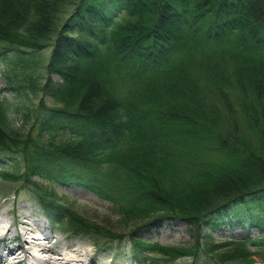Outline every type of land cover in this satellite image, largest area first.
<instances>
[{"label": "trees", "instance_id": "trees-1", "mask_svg": "<svg viewBox=\"0 0 264 264\" xmlns=\"http://www.w3.org/2000/svg\"><path fill=\"white\" fill-rule=\"evenodd\" d=\"M0 42L1 181L74 184L125 221L180 218L197 233L183 249L132 237L138 253L264 255V0H0ZM29 191L51 222L67 211L89 231ZM224 226L244 236L213 243Z\"/></svg>", "mask_w": 264, "mask_h": 264}, {"label": "rangeland", "instance_id": "rangeland-1", "mask_svg": "<svg viewBox=\"0 0 264 264\" xmlns=\"http://www.w3.org/2000/svg\"><path fill=\"white\" fill-rule=\"evenodd\" d=\"M3 47L4 44L0 42V49ZM48 51L50 47L38 52L37 55L45 59ZM39 67L41 68V65ZM2 86L4 82L0 69V88ZM7 96L17 103V106L21 104L11 94ZM44 99L46 103L53 104L49 97ZM17 106L13 109H19ZM25 117L24 113L16 112L13 126H20ZM109 173L112 176V172ZM109 179L111 180L110 175ZM32 184H36L39 189H44L50 194L53 193L52 198L63 207L61 209L66 211L68 208L72 217L75 215L76 218L79 217L89 225V231L75 234L72 227L78 222L74 223L71 215L70 217L67 215V211L59 222H51L44 214V209L38 204V197L29 191ZM115 196L117 197L116 190ZM10 209L26 215L29 223L43 222L53 237V242L58 240L54 244L57 247L64 249L66 245L74 244L81 246L95 254L96 259L102 264H192L194 260L184 257L170 261L171 255L152 251L146 247L143 253L134 250L133 246L137 245L132 237L147 244L154 243L167 248L183 249L192 246L196 241L197 233L191 225L186 224L180 218L160 217L157 222H153L151 217L155 215H150L149 218H134L125 221L121 213V205L113 199L102 198L95 192L74 184H51L38 176H31L28 181L3 182L0 180V210L6 215L9 224L13 223V212L11 214ZM244 233V230L238 226H224L211 237L213 243L222 244L226 238L231 236L235 239L242 238ZM252 234L256 235V232L253 230ZM203 235H206L204 230L199 232V236ZM257 247L247 245L246 250L251 251L252 254L235 262L264 264V255L259 254Z\"/></svg>", "mask_w": 264, "mask_h": 264}, {"label": "bare ground", "instance_id": "bare-ground-1", "mask_svg": "<svg viewBox=\"0 0 264 264\" xmlns=\"http://www.w3.org/2000/svg\"><path fill=\"white\" fill-rule=\"evenodd\" d=\"M55 242L43 222L29 223L26 215L13 212V223L9 224L0 210V264H102L81 246L61 249Z\"/></svg>", "mask_w": 264, "mask_h": 264}]
</instances>
